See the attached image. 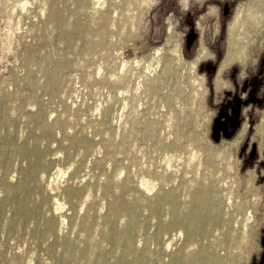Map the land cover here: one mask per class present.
<instances>
[{
	"label": "rangeland",
	"instance_id": "1",
	"mask_svg": "<svg viewBox=\"0 0 264 264\" xmlns=\"http://www.w3.org/2000/svg\"><path fill=\"white\" fill-rule=\"evenodd\" d=\"M109 1L104 0L101 6L106 11ZM249 1L188 0L186 6L183 0H154L150 6L141 4L129 13L124 10V17L118 10L116 26L111 25L105 37L106 49L97 39L93 45H86L78 36L68 42L56 23L46 25L54 12L68 24L87 19L85 12L76 14V6L65 0H32L25 8L18 0H0V264H14L4 258L22 245L24 230L18 235L16 227L32 224L8 201L7 188L18 183L21 170L29 164L27 154L36 142L41 157L48 160L49 173L56 171V165L69 170L59 179L60 184L71 175L68 154L80 151L75 165L80 166L79 179L85 184L89 174L104 182L115 174L112 193L124 196L136 211V227L126 234V223H119L118 218L123 215L127 219V215L113 214L109 198L100 188L94 191V210L80 203L81 210L73 216L66 207L64 232L75 224L71 239L77 250L89 249V244L100 241L106 231L92 260L85 264H115L125 256L134 264H170L189 240L173 209H187L194 191L204 188L214 196L223 219L237 216L242 222L247 209L253 213L250 241L231 250L228 263L264 264V135L256 130L264 116V30L248 28L250 43L245 57H238L222 72V87H216L217 72L228 50V24L237 7ZM125 6L123 3L119 8ZM116 13H109V21ZM128 14L135 16V30L125 22ZM202 45L211 54L197 67V73L205 77L203 89L194 84L196 76L189 65ZM27 48L37 60H45L29 65ZM159 48L160 62L156 63ZM177 49L187 61L179 60ZM67 53L73 57V67L62 73L60 93L49 95L44 88L45 71L53 68L48 58L63 61ZM114 60L117 67L112 68ZM123 62L129 82L106 86L105 75L121 73ZM30 72L37 79L33 100L6 112L9 95L31 92ZM155 80L157 90L148 89L146 83ZM63 112L69 119L63 127H69V135L76 137L70 149L61 146L64 128L47 135L38 126L39 122L51 124ZM231 122L236 124L234 129L229 127ZM147 124L151 126L148 129ZM86 142L93 147L86 148ZM98 148L95 153L93 149ZM198 149L203 166H189L192 153ZM165 157L171 159V166ZM207 158H211L212 169L205 164ZM230 163L232 169L228 168ZM143 177L154 189L148 192L141 187ZM227 192L233 198H228ZM167 193L171 198H162ZM237 202L244 204V211L234 210ZM165 223L170 227L163 232ZM85 224L88 231L80 236ZM63 234L57 242L49 240L36 247L40 260L27 259L25 264H59L52 253L62 255L68 250ZM172 238L171 247L167 246ZM128 239L130 247L125 251Z\"/></svg>",
	"mask_w": 264,
	"mask_h": 264
},
{
	"label": "bare ground",
	"instance_id": "2",
	"mask_svg": "<svg viewBox=\"0 0 264 264\" xmlns=\"http://www.w3.org/2000/svg\"><path fill=\"white\" fill-rule=\"evenodd\" d=\"M33 1L38 2V0ZM183 1L184 5L187 6L188 0ZM30 2L32 3V0H18V3L21 8H25ZM65 2L76 6V14L78 12H85L87 14V19L85 21H79L74 22L72 24H68L62 19L60 13L54 12L50 15L48 21L46 22V25L56 23L59 26L60 33L63 35V37H65V39L68 40V42H71L73 36H78L85 42L86 45H93L95 44L94 39H97L98 44L104 46L106 49H109V46L106 44L105 37L108 33V28H111V25L116 26V23L118 21V13L116 12L120 10L121 15L124 17L126 12L129 13L133 10V8L136 9L138 5L142 4L150 6L154 3V0H110L107 11L101 7L104 4V0H65ZM123 3L126 4L125 8H119ZM124 10H126L125 13ZM111 11H113L117 15L114 17V19H111L109 21V13ZM42 16L43 18L45 17L44 14ZM134 20V15L128 14V17H125V22L130 23L131 28L135 30L136 27ZM249 27H252L255 31L257 30L258 32L264 30V0H251L247 3L240 4L237 7L234 17L228 24V50L217 72V88L222 87V72L227 67H229L238 57H245L248 44L250 43V33L248 30ZM27 50L29 51V57L27 60V63L29 65L36 63L41 64V62L45 60V58L37 60L33 52L29 50V48H27ZM156 54H158V56L157 59L155 58L154 60H157L156 63H159L160 59L158 57L160 54V48L157 49ZM210 55L211 54L208 48L202 45L201 48H199V51L196 56L189 61L191 71L196 76L194 84H196L199 88L202 89L204 88L205 77L197 73V67L200 62L208 58ZM177 56L179 60H182V62L187 61L184 58L180 49H177ZM48 61L49 64L53 66V68L46 69L45 71V77L47 79V82L45 83L44 88L49 93V95L56 96L60 93L59 82L62 73L64 72V70L73 67V57L72 55H70V53H67L66 58L63 61L54 56L49 57ZM125 63L126 62L120 64L121 73H109L105 75L103 82L106 86L118 84L126 85L129 82L130 75L128 72L125 71ZM81 64H83V62ZM115 66L116 61L114 60L112 61L111 67L114 68ZM31 73L32 72H30L27 78L28 85L30 88H32L31 92H15L9 95L7 98L10 102V106L9 108H5L6 112L7 110L9 111L10 108L15 109L16 106H21L33 100L34 89L37 87V79L34 80ZM146 87L150 90L156 91L157 81L155 80L150 81L149 83L147 82ZM63 94L65 95L66 93ZM64 114L65 112L60 114L51 124H43L42 122H39V129H41L43 133L47 135L52 134L57 130L63 129V125L67 124L69 120L66 117L64 118ZM4 117L6 118V116ZM171 121L173 120H170V122ZM149 127H151L150 124H147L146 128L148 129ZM64 129V132H62L63 140L61 141V146L66 149H70L75 145L76 137L69 135V127ZM256 130L258 134L264 135V116L263 119L256 126ZM241 137L242 135H240L239 139L235 142V145H238ZM86 144H88L86 148H91V146L93 147V144H91L90 142H86ZM99 150V148L98 150L93 149L95 153H97ZM199 151L200 149H198V151L194 150L191 155V161L189 166H191V164H193L195 167L203 166L204 162L201 160V152ZM80 155V151L76 155L68 154L67 157L69 160H71V164L67 169L72 170L71 175L67 180L64 178L66 180L65 184H60L62 181L59 183V179H61L62 176H65L67 170L63 169L60 165H56V171L53 173H49L46 166L48 160L41 157L39 153L38 143L36 142L35 145L30 149L29 153L27 154V157L29 159L28 167L21 170L18 183L13 186L11 185L7 188V198L8 201L14 206V208L17 211L21 212L23 216L32 224H30L31 226H29L28 224L24 223L19 224L16 227L18 235L22 233V230H24V232L20 235L22 237V245L18 246L17 250L13 252L14 254L4 259H9V261L14 264H25V261L27 259H29V261L31 259L39 261L40 258L35 253L36 247L44 245L49 240L57 242L59 235L63 234L64 230L66 229V227L64 229V223L67 220L66 217H68V214L65 213L66 207L68 210H71L73 212V216L78 214L81 210L79 208L80 203H82L81 205L87 204L88 210H94V207H96V197L94 195V191L97 188H100L102 190L104 197L109 198L110 209L113 214L124 213L127 215V219L124 218L123 215L118 218L119 223H126L125 233L129 234L130 231L135 229L136 211L133 208V205L131 204V202H128L126 198H124V196H122L121 194L114 195L111 191L117 179L116 175L111 174L106 181L100 182L94 176L88 174V181L84 184L83 180H80V177L77 176L80 166H75L77 165V161ZM166 161L168 167L171 166V159L167 158ZM205 164L209 166L210 169L214 167L213 163L211 162V158H207ZM15 168H17V166ZM228 168L232 169L233 165L230 163L228 165ZM165 172L167 173V171ZM185 174L186 171H183L182 175L184 176ZM14 175H16V173H14L13 176ZM117 177H119L120 179L119 174ZM145 179L146 178L142 179V181H140V184L141 187L143 186L144 188H146L145 190H148L149 192V190L154 189L155 186L153 185V183L148 182L149 180L146 181ZM226 183L227 181L224 183V185ZM249 186L251 188L253 187V181L249 183ZM225 194L228 198H233L232 193L227 192ZM225 194L223 195L225 196ZM162 198H171V193L165 194ZM193 198L194 200L192 204L185 210L182 209V211H180L178 209L172 208L175 213L176 220L180 219L182 221V228H184L188 232L189 240L184 246H182V248L179 250L178 254L174 257L173 261L170 264H229L228 261L232 255L231 250H233L234 248L237 249L241 247V245L247 244L250 241L251 237L249 234V230L251 229L250 223L254 220L253 213L247 209L244 213V219L242 220V222L237 219V216L232 217V219L230 220H225L223 219V216L217 211L216 206L214 205V196L209 194L208 189L204 188L194 191ZM104 204L105 203L102 204L103 207ZM234 206L235 211L240 210L241 212L245 209L244 204H241L239 202L235 203ZM81 208L83 209L84 207ZM168 216L169 215H167V218ZM169 227L170 224L165 223L162 227V231L166 232ZM75 228L76 226L72 222L71 231H66L63 234V241L65 244L68 245V250H65L62 255L55 252L52 253V257L56 258L59 264H68L71 261L75 262L76 264H85L86 261L92 260V257L95 255L96 249L99 248L101 245L99 244V242L102 241V237H106V231L103 230L100 241L93 244H89V249L87 250H77L75 244L71 239V233L73 232V230L75 232ZM81 229L82 230L80 236L84 235L82 232L88 231L86 228V224L84 227H81ZM180 234H182V232ZM177 235L178 234H174V236ZM173 240L174 238L169 241L167 246H170ZM129 242L130 240L128 239L125 245V251H128V248L130 247ZM168 249L170 248L168 247ZM115 264L134 263L130 262L128 260V257L125 256L119 258Z\"/></svg>",
	"mask_w": 264,
	"mask_h": 264
},
{
	"label": "flooded vegetation",
	"instance_id": "3",
	"mask_svg": "<svg viewBox=\"0 0 264 264\" xmlns=\"http://www.w3.org/2000/svg\"><path fill=\"white\" fill-rule=\"evenodd\" d=\"M229 127H230L231 129H234V128L236 127L235 122H231V123L229 124Z\"/></svg>",
	"mask_w": 264,
	"mask_h": 264
}]
</instances>
